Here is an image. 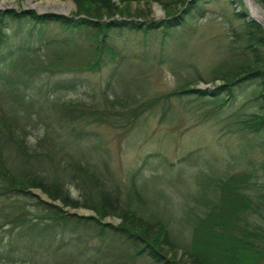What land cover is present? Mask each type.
Listing matches in <instances>:
<instances>
[{
	"label": "trees",
	"instance_id": "trees-1",
	"mask_svg": "<svg viewBox=\"0 0 264 264\" xmlns=\"http://www.w3.org/2000/svg\"><path fill=\"white\" fill-rule=\"evenodd\" d=\"M71 1L75 10L68 16L0 10V264H129L139 257L153 264H264V226L252 219L264 208V182H256L252 171L199 172L194 205L184 211L189 234L180 242L167 218L150 205L135 173L125 184L113 177L96 131L128 134L156 108L167 116L176 98L195 99L196 107L205 108L198 121L218 118L235 101L236 88L249 82L257 83L251 100L263 114L240 121L229 116L223 127L241 135L264 131L263 28L245 17L241 0H227L231 14L219 16L222 33L210 79L181 78L174 89L150 97L142 82L145 70L129 62V45L185 46L197 31L198 22H191L208 19L211 0ZM254 1L264 10V0ZM140 2L145 9L131 7ZM151 3L160 5L163 19L148 18ZM104 69L109 76L97 90L61 97L82 84L79 76ZM198 81L213 89L196 88ZM71 188L79 198L71 196ZM79 208L96 218L65 210ZM107 217L119 224L101 222ZM85 227L101 245L110 242L108 253L116 248L113 259L100 256L101 245L73 235ZM178 250L186 260L177 259Z\"/></svg>",
	"mask_w": 264,
	"mask_h": 264
},
{
	"label": "rangeland",
	"instance_id": "rangeland-1",
	"mask_svg": "<svg viewBox=\"0 0 264 264\" xmlns=\"http://www.w3.org/2000/svg\"><path fill=\"white\" fill-rule=\"evenodd\" d=\"M43 1L45 0H36L38 3ZM29 2V0H9L10 4H15L10 10H32ZM241 3L249 13L246 0H241ZM131 7L145 9L142 2L132 3ZM156 7H158L156 3L148 6L149 11L146 12L148 18L163 19L164 11L161 7H159L160 10ZM207 8L208 19L214 18V21L209 22L207 18L194 19L191 24L195 26V21L198 22L196 34L191 36L183 47L178 48L174 45L166 47L160 46L159 43L143 45L138 41L129 45L131 51L129 62L133 65L141 64L140 67L145 70L142 82L150 97L174 89L181 78L187 79L190 78L189 76H194L196 79H210L208 68L214 60L216 39L222 33L223 23L219 16L224 15L229 18L232 8L227 0H211ZM74 10L73 7L62 12L54 9L43 12H55L68 16ZM176 68H179L177 75L174 73ZM108 76L107 69L99 73L79 76L77 79H82V84L76 90L62 92L61 97L75 99L82 96L83 91L97 90ZM60 79L70 78L61 77ZM215 83L218 84V82ZM196 88L210 92L213 85L198 81ZM257 88L256 82H249L236 88L235 101L229 103L218 118L211 119L205 116L198 121V116L205 108L196 107L199 102L195 99L176 98L170 100L171 113L167 116L163 117L160 108H156L153 113L144 116L130 133L123 136L108 128L96 129L101 134L98 143L104 144L102 148L106 147L108 150L113 177L125 184L126 179L135 173L136 183L142 187L150 205L160 210L161 214L167 218L170 229H173V234L180 242L189 234L187 225L184 223V216L186 211L194 205L191 197L196 194L197 184L199 185L202 180L201 174L198 177L199 172L208 174L211 171H219L230 175H240L249 170L254 173L256 182L259 184L264 182V168H261L264 162V131L257 134L245 133V135L238 132L230 133L223 127L225 123L222 121L229 116H233V120L240 121L247 118L249 114H263L259 104L251 100ZM183 106H187L189 111L187 109L183 111L181 108ZM247 141L251 145L250 148L247 146ZM70 190L73 198H79V191L75 188ZM260 194L264 195V189H260ZM257 201L258 199L255 203L259 204ZM78 210L90 211L84 208ZM255 211L256 214H253L252 219L264 226L261 222V218L264 219V208ZM94 216L96 218L95 213ZM101 222L118 225L119 219L107 217ZM75 232L73 235L79 236L81 242L85 240L93 245H101L98 238L93 235L94 231L87 227L78 228ZM69 235L68 233L66 236ZM107 244L110 242L107 241L100 246V256L105 255V260L109 261L113 259L116 248L108 253L105 247ZM182 252L183 250H178L176 255L177 259L184 261L186 257ZM91 254L96 257L95 254ZM129 264L153 263L139 257Z\"/></svg>",
	"mask_w": 264,
	"mask_h": 264
},
{
	"label": "bare ground",
	"instance_id": "bare-ground-1",
	"mask_svg": "<svg viewBox=\"0 0 264 264\" xmlns=\"http://www.w3.org/2000/svg\"><path fill=\"white\" fill-rule=\"evenodd\" d=\"M30 1V0H29ZM247 6H249V10L252 14V16L264 26V16L261 15L260 10L258 9V7L255 5V3L251 2V0H246ZM15 6V4H10L9 0H0V9L2 8H10ZM29 6L36 10L37 12H41V11H46L49 10L52 11V9L54 10H58L60 12L68 9V7L57 3L55 1L52 0H45L43 2H29ZM159 8H157L158 10ZM160 10V9H159Z\"/></svg>",
	"mask_w": 264,
	"mask_h": 264
},
{
	"label": "water",
	"instance_id": "water-1",
	"mask_svg": "<svg viewBox=\"0 0 264 264\" xmlns=\"http://www.w3.org/2000/svg\"><path fill=\"white\" fill-rule=\"evenodd\" d=\"M30 1H32V2H36V0H30ZM52 1H55V2H57V3H60V4H62V5H64V6H66V7H68V9H72L73 7H74V5L72 4V2L70 1V0H66V1H60V0H52ZM251 2H253V3H255V5L258 7V9L260 10V13H261V15L262 16H264V10L261 8V6L260 5H258L254 0H251ZM156 5H157V3H156ZM235 5H236V7H237V10H239L240 9V7L237 5V3H235ZM160 6L158 5V7H156V8H159ZM12 7H10V8H4V9H0V10H3V11H9L10 9H11ZM25 10H27V9H25ZM33 10V9H32ZM249 10V9H248ZM35 11V10H34ZM37 14H41V13H45V12H43V11H41V12H37V11H35ZM53 13H55V12H53ZM57 14V13H56ZM244 14V13H243ZM245 15V17H251L252 19H254L262 28H263V30H264V26L261 24V23H259L253 16H252V14H251V12H249V13H246V14H244ZM32 193L34 194V195H36V196H38L39 198H41L42 200H44L45 202H47V203H51V201L49 200V199H47L39 190H35V191H32ZM55 205H57V206H61V204L60 203H54ZM65 210H67L69 213H72V214H76V215H78V216H90V217H95L94 216V213L92 212V211H86V210H78V209H76V210H74V209H65Z\"/></svg>",
	"mask_w": 264,
	"mask_h": 264
}]
</instances>
